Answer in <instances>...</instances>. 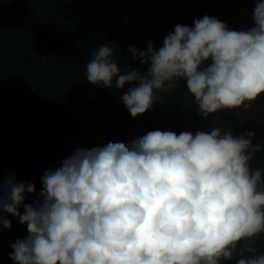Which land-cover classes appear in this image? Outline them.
Wrapping results in <instances>:
<instances>
[{
	"label": "clouds",
	"instance_id": "1",
	"mask_svg": "<svg viewBox=\"0 0 264 264\" xmlns=\"http://www.w3.org/2000/svg\"><path fill=\"white\" fill-rule=\"evenodd\" d=\"M253 27L231 30L216 17L177 24L155 48L130 47L146 66L122 73L111 47L91 53L87 83L126 91L131 117L145 114L183 80L207 118L264 93V0ZM254 131L218 127L195 134L152 130L128 143L77 147L45 170L42 189L0 179V231L18 217L27 236L11 244L13 264H264L252 246L264 232V169L250 161ZM26 194L36 196L25 203ZM23 205V214L19 207ZM247 254V255H246Z\"/></svg>",
	"mask_w": 264,
	"mask_h": 264
},
{
	"label": "trees",
	"instance_id": "2",
	"mask_svg": "<svg viewBox=\"0 0 264 264\" xmlns=\"http://www.w3.org/2000/svg\"><path fill=\"white\" fill-rule=\"evenodd\" d=\"M236 7L235 30H241L243 0ZM205 15L226 23L227 0H0V179L14 174L39 193L45 170L59 167L77 147L128 143L152 130L215 128L217 113L202 117L183 80L158 92L153 107L133 119L119 99L127 85L105 89L86 78L91 53L104 44L122 73L133 67L143 74L146 66L132 60L130 47L146 50L152 41L158 49L175 25L193 26ZM251 104L228 110L226 129L233 135ZM260 145L253 169H264V139ZM35 198L26 194L25 203ZM3 215L12 227L0 231V264H13L10 246L27 236V227ZM252 246L264 254V232Z\"/></svg>",
	"mask_w": 264,
	"mask_h": 264
},
{
	"label": "water",
	"instance_id": "3",
	"mask_svg": "<svg viewBox=\"0 0 264 264\" xmlns=\"http://www.w3.org/2000/svg\"><path fill=\"white\" fill-rule=\"evenodd\" d=\"M237 0H227V15L226 24L229 29L235 30L237 25ZM257 0H243L244 13L242 21V30H247L253 27L251 17L253 15L254 8L256 7ZM228 120V109L220 110L216 115L215 127L222 130H226ZM246 131H254L255 138L253 139V145H260L264 139V93H262L256 101L252 102L249 109L243 115L240 122L238 132L236 136H239ZM257 152L253 154V160L256 157ZM253 160L250 161L252 168Z\"/></svg>",
	"mask_w": 264,
	"mask_h": 264
}]
</instances>
